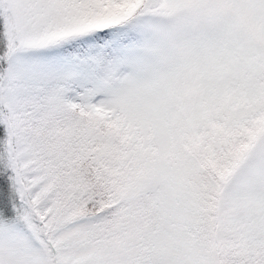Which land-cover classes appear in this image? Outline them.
I'll return each mask as SVG.
<instances>
[{"label":"snow or ice","instance_id":"1","mask_svg":"<svg viewBox=\"0 0 264 264\" xmlns=\"http://www.w3.org/2000/svg\"><path fill=\"white\" fill-rule=\"evenodd\" d=\"M0 264H264V0H0Z\"/></svg>","mask_w":264,"mask_h":264}]
</instances>
